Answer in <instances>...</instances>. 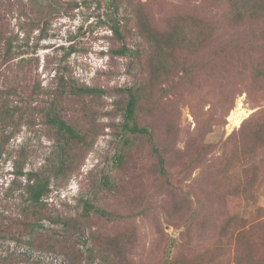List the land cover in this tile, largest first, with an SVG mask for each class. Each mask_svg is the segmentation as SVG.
Here are the masks:
<instances>
[{
	"label": "rangeland",
	"instance_id": "obj_1",
	"mask_svg": "<svg viewBox=\"0 0 264 264\" xmlns=\"http://www.w3.org/2000/svg\"><path fill=\"white\" fill-rule=\"evenodd\" d=\"M20 1L26 14L0 7L1 30L17 51L0 65V84L15 77L39 91L36 102L54 100L80 138L64 146L69 164L61 169L64 140L40 116L10 139L0 159V264H161L168 252L175 264H264V147L247 154L234 139L246 119L254 117L251 127L264 121V86L252 84L249 67L264 59V19L232 26L226 2L214 0H51L61 12L32 23L48 5ZM141 15L157 29L175 16L202 18L224 37L195 59L182 52L163 95L162 86L146 88ZM117 20L125 24L120 38L110 30ZM123 46L136 55L121 54ZM182 66L193 80L179 83ZM68 84L95 91L76 95ZM125 89L141 98L136 122L152 130L166 177L155 171L148 139L122 128ZM14 158L48 180L39 218L29 223L18 191L5 192ZM250 164L259 168L247 197ZM85 202L110 215L87 216ZM229 216L238 220L226 226Z\"/></svg>",
	"mask_w": 264,
	"mask_h": 264
},
{
	"label": "trees",
	"instance_id": "obj_2",
	"mask_svg": "<svg viewBox=\"0 0 264 264\" xmlns=\"http://www.w3.org/2000/svg\"><path fill=\"white\" fill-rule=\"evenodd\" d=\"M216 2L225 1L229 11V22L232 26H237L245 21H258L264 19V0H214ZM15 2H20V0H0V7H8V12H10L13 6H17L16 10L20 14H26L25 9H23L22 4H15ZM38 2L39 7H44L48 5L45 12L41 15L37 14V18L32 19V23H38L39 19L47 18L49 11H54L56 13L61 12V9L51 2V0H35ZM40 9V8H39ZM36 10V9H35ZM41 11H36L39 13ZM2 21V14H0V23ZM123 21H114L110 24V30L117 37H121V30L124 28ZM136 29L138 30L140 36L144 39L146 45V55L144 58V68L146 71V88L151 89L154 85L162 86L161 92L166 95L168 92L167 86L171 78L174 75V70L178 67V56L182 52L189 54L188 59H195L196 54L200 49L205 48L215 41H221L224 35L221 32H217L213 28V24L202 18H193L190 16H175L171 20H168L166 27L163 29H157L147 19L145 15H141ZM185 29L191 32H186ZM13 37L6 36L3 34L0 26V65L9 62L13 55H15V45H13ZM121 54L132 53L136 55L137 52L128 49L127 47H122L120 50ZM225 52L224 49L215 51L214 56L218 57L219 53ZM247 58V57H246ZM27 61L20 57L19 63ZM252 62L250 67L252 84L257 83L258 87L264 86V59L262 57L250 60ZM247 68V65L245 64ZM185 69L187 67L182 66L183 75L179 77V83L184 78L190 80V76L185 75ZM7 76L4 77L3 82L0 84V159L6 153V146L9 143L12 136L15 134L19 126L23 124H28L31 119L37 115L43 119V122L49 128H52L58 136L64 140V145L61 143L58 145L59 152L62 156L60 159V167L63 165H68L65 163L68 158L67 152L64 146L68 145V140H77L80 138L77 131L69 124L60 114L57 107V103L54 100L48 101H35L34 96L39 95V91L32 89L28 91L25 84H20L15 80H9ZM166 85H161V84ZM66 82H62L60 85V92L65 91ZM70 91L74 94H87L94 92L95 90L88 87H76L73 84H68ZM178 85H175L176 88ZM179 87V86H178ZM127 94V99L123 111V122L122 128L132 134V135H142L146 137L150 143L151 149L156 157L155 161V171L162 177H166L167 170L165 168V160L163 154L159 150L153 141L152 130L148 125L140 126L136 122V113L138 108V103L141 98L137 91L133 89H125ZM36 102V103H35ZM258 118H262L261 112L258 113ZM250 117L246 119L240 128L237 130L236 134L238 138H234L239 141L240 147L247 154L255 152L259 148L264 147V121L261 120L260 124H255L253 127L251 125L253 122ZM249 125V126H248ZM131 141L127 138L124 140V145L129 146ZM211 147V144H207ZM239 147V146H238ZM240 149V148H238ZM237 149V150H238ZM236 153V152H235ZM246 154V155H247ZM123 156V151L116 157L118 161H121ZM12 175L13 178L10 181L6 189V193H14L18 191L20 196V201L23 202L20 211L21 221L31 222L33 219L39 218L41 200L47 195L48 192V180L41 176L38 171H23V167H20L18 160L14 158L12 160ZM259 166L256 167L255 164H250L248 168L243 170L244 172V193L247 197H252L253 187L256 181V171ZM57 169L56 171H58ZM23 178V182L18 178ZM104 184H107V180H103ZM2 199V197H1ZM37 208V209H34ZM84 211L87 216L91 212H96L102 216H109L110 214L101 208H97L94 204L90 202L84 203ZM1 216V214H0ZM13 221L11 217H8ZM1 219V217H0ZM237 216H229L225 225H229L233 221H237ZM170 252L164 255L161 260V264H175L176 257H168Z\"/></svg>",
	"mask_w": 264,
	"mask_h": 264
},
{
	"label": "bare ground",
	"instance_id": "obj_3",
	"mask_svg": "<svg viewBox=\"0 0 264 264\" xmlns=\"http://www.w3.org/2000/svg\"><path fill=\"white\" fill-rule=\"evenodd\" d=\"M238 105H240V103L238 104ZM238 108V107H237ZM235 110V109H234ZM242 113H244V111H238L237 113H233L232 114V116H231V119H232V122H233V125H238L239 124V122H241L240 120L242 119V116H243V114ZM245 114V113H244ZM244 119V118H243ZM233 128V127H232Z\"/></svg>",
	"mask_w": 264,
	"mask_h": 264
}]
</instances>
